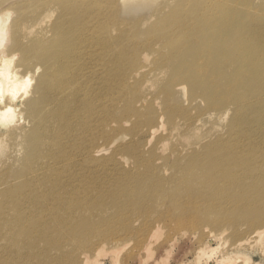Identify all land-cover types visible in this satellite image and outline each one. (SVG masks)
<instances>
[{"label": "bare ground", "instance_id": "6f19581e", "mask_svg": "<svg viewBox=\"0 0 264 264\" xmlns=\"http://www.w3.org/2000/svg\"><path fill=\"white\" fill-rule=\"evenodd\" d=\"M154 1H0V126L4 127V135L13 139L22 137L26 141L25 146L13 149L4 145L3 135L0 137V146L4 145L0 148V161L1 153L8 148L10 158L11 152L20 157L17 163L1 161L4 165L8 163L2 166L5 171L0 166V264H117L118 252L128 243H132L134 249L127 255L131 254L135 264H168L164 256L172 250L170 240H176L175 235L179 233L186 234L192 245L195 242L194 247L189 244L193 263L182 260L179 264H237L235 257L247 253L255 256L257 264H263L264 246L256 248L253 243L264 234V150H244V143L239 142L228 144L218 140V143L205 144V150L187 148L188 144L175 145L172 151L166 150V142H154L153 148L172 161L162 163L157 159L146 160L143 149L134 154L131 151L132 160L135 158L134 161L141 164L135 173L138 190L130 191L126 184H121V191L110 199V206L114 207L119 206L121 199L132 200L131 196L141 201L124 202L110 212L114 224H118L119 219L127 226L125 235L117 234L120 228L112 226L115 233L101 236L91 224L93 227H75L66 238L60 237L61 230L67 228V215L76 217L77 208L70 210L71 213H62L59 220L62 204L50 194L57 192L59 185H65L64 180L70 173L64 174L59 184L50 177L54 173L59 176L69 169V163H76V182L66 183L67 190L92 193L91 198L100 194L102 197L108 188L98 192L95 184L79 183V178L99 176L97 168L104 167L103 159L115 139L129 142L119 133L114 134L112 121L101 127L92 124L96 118L109 116L108 110L113 106L111 62L124 61L130 54L136 57L140 65L122 79L124 85L130 87L138 75L145 76L149 72V68H145L147 63L166 60L167 70L176 78L170 80L173 88H184L187 83L192 101L209 100L215 94L221 98L231 97L234 101L211 111L234 113V119L241 122L249 114L246 94L263 89L264 72L255 70L252 61L258 50L248 37V32L257 30L258 38L262 39L264 33V11L251 7L254 0H173L176 6L165 3L150 18L140 22H154L146 26L143 35L136 31H140V27L134 28L135 22L127 27L115 23L114 30L125 38L111 40L110 18L119 4L129 8ZM33 7L40 13L29 27L38 26L39 30L36 29V36L26 38V15ZM11 9L15 10L16 17L9 21ZM235 12L242 14L240 19L230 16ZM227 25L235 27L239 33H221L215 42L220 43L227 37L232 43H246L241 59L245 71L241 77L213 80L208 66L214 68L219 64L211 52L222 46L212 44L211 39L216 38L212 32ZM112 46L125 48L126 53L114 55ZM157 47L164 52L155 54L153 50ZM147 48L149 53L143 50ZM13 49L22 52L19 64H13L8 53ZM200 52L206 55L199 58L206 71L203 78L201 73L195 74L203 68L192 69L182 64L185 59L198 58ZM101 76H105L104 81L96 79ZM162 95L166 100L168 93L162 92ZM254 123L248 125L253 132L258 129ZM257 123L264 126V119ZM154 126H163L160 118L155 120ZM150 134H155L154 129ZM80 137L85 143L75 144ZM100 138L105 140L102 145L98 143ZM74 144L81 146L74 149L76 152L68 150L67 146ZM30 148V153L21 157ZM115 155L111 152L109 156L117 159ZM134 161L126 175L120 177L133 176ZM115 168L114 164L109 168L105 165L106 171L109 169L106 176L117 178L112 171ZM195 188L199 190L191 192ZM211 190L216 193L231 190L232 195L216 202V198L207 194ZM246 194L252 197H241ZM37 203L39 205L35 206ZM135 206L140 212L132 213ZM52 207L55 211L51 214ZM49 214L53 225L39 219V215ZM97 236L99 241L94 242ZM70 237L84 239L85 243L77 244ZM212 241L220 244L228 241L229 245L225 244L226 249L219 250V257L209 262V256L214 254L215 248L218 250L215 245L213 252L209 250ZM66 247L70 250L64 255ZM51 249L62 252L58 257H50ZM158 250L164 252L163 256L155 255Z\"/></svg>", "mask_w": 264, "mask_h": 264}, {"label": "rangeland", "instance_id": "374dc122", "mask_svg": "<svg viewBox=\"0 0 264 264\" xmlns=\"http://www.w3.org/2000/svg\"><path fill=\"white\" fill-rule=\"evenodd\" d=\"M172 1L173 0H155L152 4H148V5L137 4V6L129 7V8H125L123 6H120L121 4H119L115 9V15L110 18L111 27H112L111 40L118 41L119 39L125 38V35L119 34L114 30L115 23H121L122 27H127L129 23L135 22L137 24L136 27L134 28L140 27V31L139 30L136 31L141 35H143L144 33L142 31L146 28V26L154 22H151V20L144 23H140V22L143 19L150 18L153 12L156 9L162 7L165 3L168 4L172 3L174 6H176L177 2L175 1L172 2ZM251 5H252L251 7L253 8L264 11V0H254L252 1ZM10 11L11 13L9 16V21L13 20V18L16 17L15 10L13 11L11 9ZM39 13L40 11L36 7L28 9L26 15V17L28 18L27 19L28 27L25 28L28 30V32H26V36H27L26 38L28 37L30 38L31 36H36L38 34L36 29L39 30V27L36 25L37 26L36 28H31L29 27V24L33 22L32 19L35 16L37 17ZM241 15L242 14L236 12L233 14L230 13V16L234 17L235 19H240ZM131 31L132 30H130L129 32ZM231 32L239 33L235 27H231L230 25L222 27L221 30L216 29L214 32H212L216 37L211 39L212 44L213 45L221 44L222 46L216 49L215 51L211 52L213 56L217 58L216 60L217 63L219 64V66L214 68L212 66H208V74L211 75V78L213 80L223 79L229 76L241 77V75L245 71L244 67L241 65L242 64L241 59H242L243 51L247 45L246 43L244 44H240L238 42L232 43L228 41L229 38L227 37H224V40L222 42L216 43L218 38L217 36L219 34L221 33L228 34ZM248 37L258 50L256 55L252 57V61L254 63L253 68L255 70L258 69L263 70L264 72V33L262 39L258 38L257 30L252 31V33L248 32ZM97 38L98 37H96L95 39ZM101 38L103 37L101 36ZM6 43H8V41ZM143 50L146 53L150 52L148 48ZM12 51L16 52L15 57L13 56L14 52ZM111 51L113 52L114 55H119V53H123V54L126 53L125 48L122 49L116 46H112ZM154 51L155 54L159 52H164V50L161 47H157L156 49L153 50V52ZM8 53L11 54L14 60L13 64L14 62L15 64L16 63L19 64L22 57V52H18L13 49V50H9ZM205 56H206L205 53H201L198 58L192 57L183 60L182 64L186 67H188L189 65L190 66L189 68L192 69L203 68L200 64L199 58H204ZM99 62L100 60H98V63ZM111 64L113 65L111 70L112 86L110 89L111 92L110 96L112 97L113 106L112 109L109 108L108 110L109 116L103 118H96L93 120L92 124L101 127L104 123H109L110 121H112V126L115 127V129L113 130L114 134L119 133V136H124L125 141H129V142L125 143L124 141H121L120 138L115 139V142L112 145L110 152H108L107 156L103 159V163H105L107 168H109L111 164H114L116 166V168L113 169L112 171L116 174L117 178H109L106 176V173L109 171V169L106 171L105 165L103 168H101L102 165H99V167L97 168L98 171L97 175L99 176L95 178H86V177L79 178V183L85 182L88 185L95 184V187L98 190V192H103L106 188H108V190L104 192V195L102 197L100 194L98 197L91 198L92 193L78 194L77 191L67 190L69 186L66 187V183L69 184L71 182H76L75 170H74L76 163H69L68 164L69 169L66 171H62L59 176H57L54 173V175L50 177L52 178L53 182H56L58 184H59V179L64 178L63 177L64 174L70 173V177H71V178L68 177L64 180L65 183L64 186L59 185L57 192L55 191L54 194H50V197L58 198L62 204L61 208L63 209L58 212L59 220L61 219L60 217L62 213L64 212L71 213L69 212L70 210L74 211L73 208H77L75 211V213H77L76 217H71L72 215H67L69 217L65 219V221H68V224H67V228H63L61 230L60 237L63 238H66L74 230L75 227L85 228L86 225H90L91 227L96 226L93 228L96 231V233L101 236H110L113 233H115L116 231L112 229V226H116L118 227V229L120 228V230H117L116 232L117 234L125 235L127 226L124 227L119 219H117L118 224H114L113 219L110 218V212L118 209L120 205L124 202L141 203V201H137L136 199L133 198V196H131L132 200L121 199L119 200L118 203L119 206L114 207V206H110V199L121 191L119 189V186L121 184H126L130 191L132 188L138 190L139 180L137 179L135 173L136 170H138L141 167V164L136 163L134 161L135 158L134 160H132L131 151L134 154L137 153V150L143 149L144 150L143 157H145L146 160L157 159L159 163H162V161L163 162H172V161L168 160L166 157H164V155H161V153L158 150H155L153 148L154 142L156 143L166 142L167 151H172V148L175 145H184V144H188L186 146L187 148H196V149L205 150L206 149V147L204 146L205 144L218 143V140L227 141L228 144H230V142L244 143L245 146L244 150L247 148L256 149L258 151L264 150V126L257 123V120L264 119V81L262 82L263 89L260 88V90L257 92H250L246 94L245 96L246 103H248V105L246 106V110L249 114L248 117L245 116L243 118L244 121L241 122L237 119H234V113L219 114V113H213L211 111V109L214 107L221 108L227 102L234 101L231 97L221 98L220 95L215 94L209 100H206L204 98L202 99L198 98L195 101H192V99L190 98L191 88L187 83H185L184 88H180V89L173 88L172 87L173 84L170 82V80H176V78L171 72L167 70L166 60H163L162 62L155 61V62L147 63V66L145 68H149V72L145 74V76L138 75L136 77L137 81L130 87L124 85L122 79L129 76L131 71L140 65L136 57L130 54V57L127 58L126 60L121 62H114V63L111 62ZM159 71H162V73L158 74ZM209 71H211V73H209ZM199 73L202 74V78L206 76V71L204 68L196 72L195 74H199ZM96 79H100L104 81L105 76L103 77L101 76L99 78L96 77ZM177 80H181V79H177ZM245 81H248V78L245 79ZM161 88H165L167 89V91H161L160 90ZM162 92L168 93L166 100H164ZM93 99L94 98H92V101ZM188 117H190V119H188ZM159 118L163 126L153 127V123L155 122L156 119ZM253 122H255L254 125L258 126V129L255 132L250 131L248 128V125ZM122 124H125L126 127H123ZM153 129L155 134L151 136L150 131ZM3 133H5L4 127L0 126V137L3 135L5 146L8 147L12 146L13 149L17 148L18 146H22V147L25 146L26 141L24 138L18 137L13 139L9 137L8 134L4 135ZM244 134L247 135V138H243ZM85 141L84 139H82V137H80L75 141V144L82 143L81 145H83ZM98 143L102 145L105 143V140L100 138L98 140ZM75 144L72 146L68 145L67 146L68 150L76 152V150H78L81 145L76 146ZM4 145H1L0 148L3 147ZM211 147L213 148L215 146L212 145ZM31 149L32 148L27 149L25 153L21 155V157L29 154ZM8 152H9V148L5 150L3 153H1V161H9L8 163H10V161L11 162L16 161L17 163L20 157L19 156L17 157L15 154L11 152L12 156L10 158L8 156ZM111 152H114V154H116L115 156L117 159H112L109 156ZM1 161H0L1 167L7 166L8 163L4 165L2 164ZM133 161L136 163L135 171L132 173L133 176L120 177L121 175H126L127 171L132 167ZM2 170L5 171L6 168ZM195 190H199V189L198 188L192 189L191 192L194 193ZM230 191L225 190L223 193H216L215 191L211 190L207 194H210L214 198H216V202L217 201L222 202L226 197L232 195V192ZM241 197L244 199H249L252 196H247L246 194ZM47 202L48 199L46 200L45 203L41 202L40 204L42 203L46 204ZM37 205L39 204L37 203L35 206ZM74 205H77L78 207H74ZM54 211H55L54 207H52L51 214ZM137 212L140 211L137 210L135 206V210L132 213H137ZM51 214L39 215V219L43 221L44 224L53 225L52 220L49 219V216ZM130 214L131 213H129L128 216ZM56 215H57V211H56ZM131 218L138 220L141 219V217L138 218L136 216H132ZM54 221L57 222L56 220ZM196 231L198 232L199 230L197 229ZM175 236H176L175 237L176 240L173 239L170 240L172 250L168 254V256H164L165 260H167L168 264H179L182 260L190 261L191 263H193L192 261L193 255L190 252L189 248L194 247L195 242L192 245L191 243L193 242L190 241V238H188L186 234L181 235V233H179L176 234ZM98 238L99 237L97 236L94 242L99 241L97 240ZM69 239L71 241L77 242V244L80 245L81 244L84 245L85 243V241H83L84 239L83 240L77 238L75 239L74 237H70ZM217 243L216 241L215 242L212 241V243L210 244L209 250H211V252H213L214 248L217 246H218V250H216L217 248H215V252L214 254H212L213 257L212 255L209 256L210 258L209 260H211L209 262H212L213 259L219 257L221 253L220 251L226 249L225 244L229 245L228 241L227 243H221V244L219 242ZM131 244L132 243H128V246L120 249V251L117 254V259L119 261L117 264H135V261L130 256L131 254H129V256L127 255L130 252V250L134 249L133 246H131ZM189 244L192 246L190 247ZM219 244H220V248L223 247L224 248L220 249ZM253 244H255L254 246L256 248H258V246H264V234L263 237L261 236L258 239H256ZM214 245L215 247H213ZM68 250L70 249L66 247L64 250V255H67ZM61 252H62L61 249L58 250L51 249L49 251L50 257H58ZM156 254L158 256H163L164 252L162 250H158L156 251L155 255ZM261 257L263 256L261 255ZM205 258L207 259L208 257L206 256ZM235 258L238 259V260L236 259L237 264H257L255 260V256L252 254L249 255V253H247V255L241 254L239 255V257L237 256ZM64 262L65 261H63V263ZM263 264H264V259H263Z\"/></svg>", "mask_w": 264, "mask_h": 264}]
</instances>
